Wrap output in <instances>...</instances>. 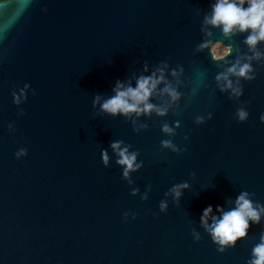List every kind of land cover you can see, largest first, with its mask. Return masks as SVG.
Returning a JSON list of instances; mask_svg holds the SVG:
<instances>
[{
    "label": "water",
    "instance_id": "water-1",
    "mask_svg": "<svg viewBox=\"0 0 264 264\" xmlns=\"http://www.w3.org/2000/svg\"><path fill=\"white\" fill-rule=\"evenodd\" d=\"M211 2L0 4V264H246L264 225H253L247 239L221 253L199 214L208 204L230 207L245 189L264 202V61L256 80L242 81V98L219 90L215 76L226 63L212 60L208 49L196 50ZM212 32L208 39L233 45L229 61L248 51L245 33L228 38ZM259 47L264 51V43ZM145 62L182 67V95L167 115L140 117L148 127L137 133L131 120L102 113L92 101L111 95L117 79L134 82ZM169 78L177 83L170 71ZM26 82L36 94L29 92L20 116L12 89ZM240 107L250 112L246 122L234 116ZM176 121L174 136L161 131ZM166 138L187 151L163 148ZM113 140L130 144L144 161L131 185L114 156L109 167L102 163L101 149ZM20 147L28 154L17 159ZM181 181L191 187L177 204L164 194ZM132 188L147 191L149 199L131 195ZM161 199L169 203L166 213L159 212ZM129 209L138 215L125 222L122 213ZM192 229L202 233L200 241Z\"/></svg>",
    "mask_w": 264,
    "mask_h": 264
},
{
    "label": "clouds",
    "instance_id": "clouds-1",
    "mask_svg": "<svg viewBox=\"0 0 264 264\" xmlns=\"http://www.w3.org/2000/svg\"><path fill=\"white\" fill-rule=\"evenodd\" d=\"M5 0H0V4ZM47 11V8L44 9ZM212 29H219L220 32L228 38L234 35L245 33L243 43L247 45L248 51L229 61L233 51L232 44H226L220 40H210L213 36ZM200 31L203 38L196 45V50L208 49L211 52V58L214 61H224L226 66L224 70L217 73L215 80L221 92H227L230 98H242L245 90L242 81H253L257 79L261 61H264V51H261L259 45L264 43V0H213L204 12ZM3 35L0 34V40ZM2 59V57H0ZM256 62V64L253 63ZM264 67V65H262ZM177 78V83L169 78ZM183 72L181 67L169 69L167 62H161L159 66L150 67L147 62L143 65V72L133 79H117L112 94L109 96L95 95L92 106L99 107V111L112 117L123 116L132 121L133 130L139 133L146 130V122L140 121L142 116H151L155 113L158 116L168 114L172 107L181 98V92L178 89V78ZM31 91L33 95L36 90L31 84L26 82L23 86L16 85L12 89L13 103L18 108V115L26 114L23 105L28 100V94ZM161 96L167 99L164 102L156 103L155 97ZM213 114H209L208 119ZM239 122H246L249 119L250 112L245 107L236 109L234 114ZM259 120L264 123V112L260 113ZM204 121V117H197V122ZM175 126L164 123L161 131L168 136H174L176 128L180 127V122H174ZM8 130L15 134L16 126L14 122L8 124ZM187 135L185 139H187ZM163 148L172 152L180 153L187 151V147L181 148L173 139L166 138L160 141ZM108 148L112 149L109 153ZM108 148L101 149V159L105 167H109L115 157V163L121 166V178L133 184L132 173L139 171L144 166L143 160H138L139 151L133 149L130 144L123 140L110 141ZM28 154L26 147H20L15 156L17 159L25 157ZM195 174V172H193ZM187 181L174 183L165 192V196L171 195L174 201L179 204L184 195L183 190L190 188ZM131 195H140L141 200L147 201L149 193L140 192L139 188H132ZM255 194L248 190H241L230 200L231 205L225 208L221 204H208L199 214V223L201 228L207 233L211 241L217 246V251L223 253L229 248H235L237 244L250 235L253 225H264V202L254 199ZM159 212L166 213L169 209V203L166 199L159 201ZM159 213H152L154 217ZM138 213L131 209L122 213L123 220L127 222L131 216L137 217ZM195 241L202 239V233L196 229L191 230ZM246 264H264V227H261L256 240L251 246L249 257Z\"/></svg>",
    "mask_w": 264,
    "mask_h": 264
}]
</instances>
